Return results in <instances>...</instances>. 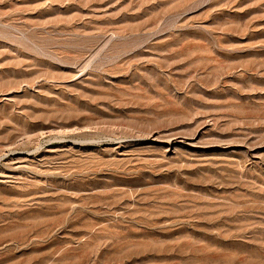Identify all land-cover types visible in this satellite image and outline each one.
Segmentation results:
<instances>
[{"label":"rangeland","instance_id":"obj_1","mask_svg":"<svg viewBox=\"0 0 264 264\" xmlns=\"http://www.w3.org/2000/svg\"><path fill=\"white\" fill-rule=\"evenodd\" d=\"M0 264H264V0H0Z\"/></svg>","mask_w":264,"mask_h":264}]
</instances>
